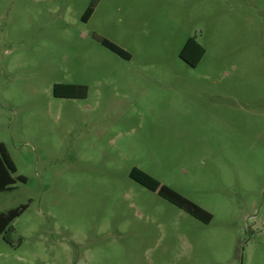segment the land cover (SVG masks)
<instances>
[{"label": "rangeland", "instance_id": "374dc122", "mask_svg": "<svg viewBox=\"0 0 264 264\" xmlns=\"http://www.w3.org/2000/svg\"><path fill=\"white\" fill-rule=\"evenodd\" d=\"M0 143L27 180L0 264H264V0H0Z\"/></svg>", "mask_w": 264, "mask_h": 264}, {"label": "trees", "instance_id": "16d2710c", "mask_svg": "<svg viewBox=\"0 0 264 264\" xmlns=\"http://www.w3.org/2000/svg\"><path fill=\"white\" fill-rule=\"evenodd\" d=\"M94 7L95 4L92 3L86 9L83 15V20L87 21L91 17ZM100 43L118 57L124 60H130L131 57L126 51L122 50L110 41L106 39H100ZM204 53V49L196 42L195 38H189L181 49L179 57L191 67H196L203 58ZM53 94L58 98H85L87 89L86 87L79 85L56 84L53 88ZM16 173L17 169L13 160L8 154L6 147L0 143V193L12 191L17 181L23 183L27 181L24 176H17ZM129 178L147 190L156 193L159 197L187 213L196 220L204 224H209L211 222L212 216L210 213L185 197L181 196L176 191L162 185L158 180L142 172L141 170L133 168L129 173ZM26 209L27 205H22L14 210L7 211L6 213H0V236L5 234L6 236L4 239L8 243L11 242L10 234L14 231V228L10 224Z\"/></svg>", "mask_w": 264, "mask_h": 264}]
</instances>
